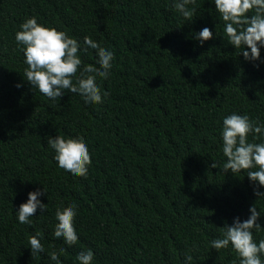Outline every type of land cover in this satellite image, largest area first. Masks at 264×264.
<instances>
[{"label":"trees","instance_id":"1","mask_svg":"<svg viewBox=\"0 0 264 264\" xmlns=\"http://www.w3.org/2000/svg\"><path fill=\"white\" fill-rule=\"evenodd\" d=\"M195 8L188 21L170 0H0V264H51L48 253L60 248L63 264L88 248L94 264L236 259L231 245L218 253L209 241L235 217L247 219L258 198L245 172L219 169V131L232 112L264 122V49L246 61L223 40L215 6L196 0ZM32 16L114 53L111 76L97 81L110 93L102 104L68 93L51 102L24 79L15 32ZM203 27L213 38L201 46L194 36ZM81 59L96 66L94 52ZM59 135L88 143L87 177L59 170L46 142ZM45 187L48 211L19 224L15 210ZM73 203L79 240L69 247L52 233L57 208ZM256 206L264 216V199ZM36 232L46 254L33 260L27 239Z\"/></svg>","mask_w":264,"mask_h":264},{"label":"clouds","instance_id":"2","mask_svg":"<svg viewBox=\"0 0 264 264\" xmlns=\"http://www.w3.org/2000/svg\"><path fill=\"white\" fill-rule=\"evenodd\" d=\"M215 6L218 18L223 22V40L232 45L246 61L255 62L261 59L264 49V0H209ZM171 7L185 20L191 21L195 12L196 0H170ZM192 5L193 7H189ZM194 38L201 44L213 38V31L203 27L195 33ZM17 48L24 56V79L33 89L38 90L51 102L65 93L78 96L87 107L99 105L109 96L97 83L98 78L108 79L111 76L114 53L103 48L91 39L78 41L66 31L54 25L39 23L37 17L25 18L15 32ZM96 54V66L85 67L81 57ZM258 67V65H256ZM20 87V84L16 85ZM220 151L225 158L219 167L224 173L245 176L253 185V194L258 198L248 209L247 219L235 217L231 224L219 227L220 235L209 241L212 249L218 253L221 249L235 252L236 259L231 264H264V238H254L264 226L260 218L264 217L257 210L256 203L264 199V122L250 118L249 114L232 112L222 117L219 131ZM251 137V139H249ZM47 147L52 150L59 170L77 177H87L91 156L88 143L83 137L65 139L48 136ZM218 168L216 161L210 166ZM50 195L39 189L29 191L27 200L15 210L16 220L22 225H31L32 217H43L48 211V204L42 202L44 196ZM39 210V215L37 214ZM78 216L76 204L68 207L59 206L55 212L56 226L52 238L72 247L79 240L75 227ZM45 236L41 232L30 235L27 239L33 260L46 254L43 246ZM193 250L197 245L193 243ZM65 249L48 253L51 264H63L61 256ZM194 257L185 254L182 264H192ZM95 253L91 248L79 251L74 264H94Z\"/></svg>","mask_w":264,"mask_h":264}]
</instances>
